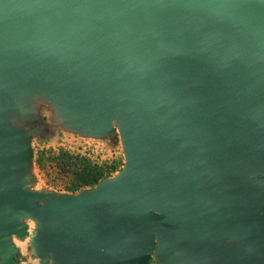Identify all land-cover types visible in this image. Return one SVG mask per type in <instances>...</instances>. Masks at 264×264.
<instances>
[{"label": "water", "instance_id": "1", "mask_svg": "<svg viewBox=\"0 0 264 264\" xmlns=\"http://www.w3.org/2000/svg\"><path fill=\"white\" fill-rule=\"evenodd\" d=\"M30 94L120 174L26 190ZM28 220L39 264H264V0H0V264Z\"/></svg>", "mask_w": 264, "mask_h": 264}, {"label": "rangeland", "instance_id": "2", "mask_svg": "<svg viewBox=\"0 0 264 264\" xmlns=\"http://www.w3.org/2000/svg\"><path fill=\"white\" fill-rule=\"evenodd\" d=\"M11 124L22 129L29 139L31 156L23 174L28 176L31 181L24 188L42 194L44 200L48 196L74 198L90 190L84 189L76 193L70 191L72 176L66 171H61V166L55 160L59 149L73 155L80 154L97 163L122 160L121 170L125 167L122 135L116 124V119L111 123L109 131L104 136L87 135L81 129H75L65 124L59 118L57 108L52 100L42 95L30 94L25 115L12 119ZM49 150H54L56 153L50 154ZM121 170L106 180L114 179ZM26 224L29 226L28 237L23 240L13 239L15 242L27 240V252L22 254L13 242L18 248L16 262L18 264H36L35 260L38 259L30 247V235L33 234L36 224L31 220L26 221ZM156 263L159 264L158 261Z\"/></svg>", "mask_w": 264, "mask_h": 264}, {"label": "trees", "instance_id": "3", "mask_svg": "<svg viewBox=\"0 0 264 264\" xmlns=\"http://www.w3.org/2000/svg\"><path fill=\"white\" fill-rule=\"evenodd\" d=\"M49 153L54 155L56 152L49 150ZM55 160L61 166V171L71 174L72 184L70 191L73 193L95 188L100 182L119 172L123 166L122 160L97 163L85 156L80 154L73 155L62 149L58 150Z\"/></svg>", "mask_w": 264, "mask_h": 264}, {"label": "crops", "instance_id": "4", "mask_svg": "<svg viewBox=\"0 0 264 264\" xmlns=\"http://www.w3.org/2000/svg\"><path fill=\"white\" fill-rule=\"evenodd\" d=\"M13 242L19 248V252L21 254L27 252V240L19 241V242H15V240H13ZM17 243H19V244H17ZM21 244H22V246H21ZM35 263L36 264H39V261L38 260H35Z\"/></svg>", "mask_w": 264, "mask_h": 264}, {"label": "built area", "instance_id": "5", "mask_svg": "<svg viewBox=\"0 0 264 264\" xmlns=\"http://www.w3.org/2000/svg\"><path fill=\"white\" fill-rule=\"evenodd\" d=\"M157 261H156V259H155V257H154V254L151 256V260H150V264H157L156 263Z\"/></svg>", "mask_w": 264, "mask_h": 264}]
</instances>
